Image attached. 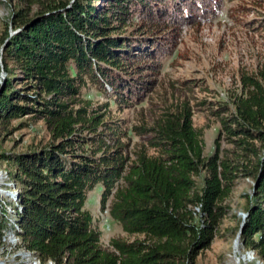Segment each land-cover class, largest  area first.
<instances>
[{
	"label": "trees",
	"instance_id": "trees-1",
	"mask_svg": "<svg viewBox=\"0 0 264 264\" xmlns=\"http://www.w3.org/2000/svg\"><path fill=\"white\" fill-rule=\"evenodd\" d=\"M7 1L0 125L8 129L11 119L26 115L44 122L50 140L0 152L15 183L0 193V238L12 230L19 245L56 264H197L229 212L226 198L244 176L253 184L239 238L264 259V65L242 72V90L231 103L209 106L220 122L212 153H204L203 130L193 124L185 99L160 111L150 125L134 126L148 136L130 158L125 126L107 117L108 108L100 110L106 102L94 105L82 96L81 87L87 81L104 92L112 87L110 95L127 103L133 88L144 85L130 76L131 60L125 62L134 39L130 15L161 0ZM244 8L238 6V13ZM256 22L264 24V13ZM143 45L132 61L151 68L160 45ZM221 139L228 146L221 147ZM98 183L100 208L125 232L143 237L100 242L85 205Z\"/></svg>",
	"mask_w": 264,
	"mask_h": 264
},
{
	"label": "rangeland",
	"instance_id": "rangeland-1",
	"mask_svg": "<svg viewBox=\"0 0 264 264\" xmlns=\"http://www.w3.org/2000/svg\"><path fill=\"white\" fill-rule=\"evenodd\" d=\"M255 1L161 0L148 5L149 9L137 7L131 13L132 24L128 33L134 39L125 62L131 60V66L138 63V68L128 66V70L131 77H140L144 85L133 88L127 103L110 95L112 87L106 92L100 91L90 81L81 87L82 96L89 98L94 105L106 102L107 105H102L100 110L108 108L107 117L117 118L125 126L127 136L123 138L127 141L130 158L146 143L148 136V133L138 134L134 126L144 122L150 125L160 111L185 99L192 106L193 124L203 130L204 153L214 151L220 122L210 113L209 106L216 108L220 102L231 103L234 94L242 90V72L257 71L264 65V24L256 22L264 13V5ZM241 4H245L244 11L238 13L237 8ZM9 13V1L0 0V35ZM151 40L160 47L155 51V61H150L153 66L146 68L142 60H132L138 48H144L140 44H149ZM2 50L0 44V65ZM5 75L2 66L0 81ZM123 75L131 79L129 74ZM131 86L135 87L134 84ZM49 140L50 133L44 122L29 119L26 115L11 119L8 129L0 125V152H19L30 146H41ZM220 143L221 147L228 146L223 139ZM148 150L152 151V148ZM10 170V163L0 159V193L8 189L6 185L15 186ZM196 180L200 185L199 175ZM252 184L251 177H238L225 200L230 205L229 212L222 217L219 230L210 244L199 252L197 264H264V259L253 250L242 247L239 238L240 212H245ZM100 190L101 183H98L88 192L85 202L92 213L93 224L101 231L100 242L107 244L111 237L129 240L143 237L141 233L125 232L105 209L100 208Z\"/></svg>",
	"mask_w": 264,
	"mask_h": 264
},
{
	"label": "built area",
	"instance_id": "built-area-1",
	"mask_svg": "<svg viewBox=\"0 0 264 264\" xmlns=\"http://www.w3.org/2000/svg\"><path fill=\"white\" fill-rule=\"evenodd\" d=\"M195 209L199 210V206L196 205ZM240 213L242 218L246 216V212ZM19 241V236L14 231H3L0 238V264H56L53 260L42 261L34 250L19 245ZM61 264L69 263L63 262Z\"/></svg>",
	"mask_w": 264,
	"mask_h": 264
}]
</instances>
